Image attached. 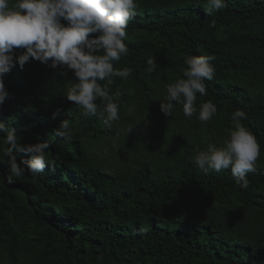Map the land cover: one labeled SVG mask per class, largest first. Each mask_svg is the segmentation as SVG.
<instances>
[{"label": "trees", "instance_id": "16d2710c", "mask_svg": "<svg viewBox=\"0 0 264 264\" xmlns=\"http://www.w3.org/2000/svg\"><path fill=\"white\" fill-rule=\"evenodd\" d=\"M138 3L128 55L115 62L132 73L110 86V94L134 90L116 101L119 120L81 115L65 97L77 82L71 72L61 77L32 59L4 75L0 120L21 143L50 147L37 176L8 183L0 164V196L13 218L0 214V264H264V0H227L211 13L207 0ZM200 55L214 57L215 76L195 103L211 100L217 113L201 122L177 105L164 115V84L182 78L186 57ZM150 56L158 62L151 74ZM237 109L261 147L247 189L230 169L205 174L193 163L198 148L223 143ZM64 119L71 140L55 135ZM26 159L17 154L18 163ZM14 223L32 225L37 238Z\"/></svg>", "mask_w": 264, "mask_h": 264}, {"label": "clouds", "instance_id": "9594fccd", "mask_svg": "<svg viewBox=\"0 0 264 264\" xmlns=\"http://www.w3.org/2000/svg\"><path fill=\"white\" fill-rule=\"evenodd\" d=\"M207 11H220L227 0H207ZM139 7L138 0H0V104L9 97L3 77L12 68L22 70L30 60H37L61 77L71 72L77 81L67 89L66 98L77 106L84 117L96 116L105 124L120 119L119 104L122 95L134 94L133 89L117 90L110 94L114 78L124 80L131 75L130 67L116 68L115 62L127 56L129 49L124 40L127 27ZM215 20L209 28L215 27ZM212 56L185 58L182 78L164 84V95L159 102L161 112L171 117L176 106H182L185 117L194 114L201 122L212 120L217 106L211 101L197 107V94L206 96L207 85L215 76L210 63ZM155 56L146 60V71H156ZM54 118V117H53ZM246 113L235 110L230 114L233 129L220 146L207 143L197 149L193 163L207 174L230 169L236 184L247 189L248 174L257 170L261 147L255 135L242 123ZM55 135L71 140L74 135L69 120L64 119ZM50 143H21L15 130L0 120V164H5L13 177L25 172L37 176L49 166L46 150ZM17 154L28 159L18 163Z\"/></svg>", "mask_w": 264, "mask_h": 264}, {"label": "rangeland", "instance_id": "374dc122", "mask_svg": "<svg viewBox=\"0 0 264 264\" xmlns=\"http://www.w3.org/2000/svg\"><path fill=\"white\" fill-rule=\"evenodd\" d=\"M0 214L1 215H5L8 214L10 216V219L13 220L12 218V211L11 209L4 203L3 198L0 196ZM14 225L17 227V229L19 230V232L22 235H28L30 238L32 239H36L37 238V232L35 231L34 227H32V225H21V224H16L14 223ZM56 246V244H54L53 246L49 247V251L52 250L54 247Z\"/></svg>", "mask_w": 264, "mask_h": 264}]
</instances>
